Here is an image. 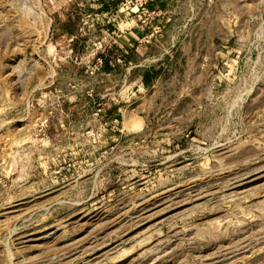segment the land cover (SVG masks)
Masks as SVG:
<instances>
[{
    "label": "rangeland",
    "instance_id": "rangeland-1",
    "mask_svg": "<svg viewBox=\"0 0 264 264\" xmlns=\"http://www.w3.org/2000/svg\"><path fill=\"white\" fill-rule=\"evenodd\" d=\"M147 2L0 0V264H264V0Z\"/></svg>",
    "mask_w": 264,
    "mask_h": 264
},
{
    "label": "trees",
    "instance_id": "trees-1",
    "mask_svg": "<svg viewBox=\"0 0 264 264\" xmlns=\"http://www.w3.org/2000/svg\"><path fill=\"white\" fill-rule=\"evenodd\" d=\"M163 5H164V3H161L159 8H162L161 6H163ZM147 6H148V8H152L151 7L152 5H150L148 2H147ZM103 68L106 69V70L110 69V66L108 65V63L106 61L103 64ZM155 73H156V71L153 69V67H150L148 69L142 70V73H141V81H142V83L144 85H147L152 80V78L155 75Z\"/></svg>",
    "mask_w": 264,
    "mask_h": 264
},
{
    "label": "crops",
    "instance_id": "crops-1",
    "mask_svg": "<svg viewBox=\"0 0 264 264\" xmlns=\"http://www.w3.org/2000/svg\"><path fill=\"white\" fill-rule=\"evenodd\" d=\"M156 1H159L160 3L159 4H155L154 2H156ZM156 1H148V3L150 4V5H152L151 7L152 8H150V9H153L155 6H158V8L160 7V4L161 3H163L162 2V0H156ZM162 8H159V9H163V8H165V3H164V5L163 6H161ZM136 30V29H135ZM128 37H127V40H130V41H135L136 40V37H135V33H134V31H132V30H130L128 33ZM131 51L132 50H135V49H131V48H129Z\"/></svg>",
    "mask_w": 264,
    "mask_h": 264
},
{
    "label": "built area",
    "instance_id": "built-area-1",
    "mask_svg": "<svg viewBox=\"0 0 264 264\" xmlns=\"http://www.w3.org/2000/svg\"><path fill=\"white\" fill-rule=\"evenodd\" d=\"M148 1H152V0H148ZM147 10L149 11V10H151L150 12L151 13H154V12H156V10L155 9H150V8H147Z\"/></svg>",
    "mask_w": 264,
    "mask_h": 264
}]
</instances>
